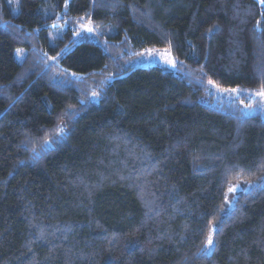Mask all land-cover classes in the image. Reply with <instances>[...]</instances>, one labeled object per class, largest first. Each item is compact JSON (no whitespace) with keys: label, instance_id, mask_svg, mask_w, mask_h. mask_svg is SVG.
<instances>
[{"label":"trees","instance_id":"obj_1","mask_svg":"<svg viewBox=\"0 0 264 264\" xmlns=\"http://www.w3.org/2000/svg\"><path fill=\"white\" fill-rule=\"evenodd\" d=\"M262 90V0H0V264H264Z\"/></svg>","mask_w":264,"mask_h":264},{"label":"rangeland","instance_id":"obj_2","mask_svg":"<svg viewBox=\"0 0 264 264\" xmlns=\"http://www.w3.org/2000/svg\"><path fill=\"white\" fill-rule=\"evenodd\" d=\"M66 29V26H62L56 31V35L61 36L62 32ZM82 34L87 32L86 27L80 28ZM106 35L109 34V30L107 28H99L96 29V34ZM75 37L80 35V31L76 30L73 34ZM95 36L94 34L92 35ZM50 38H54V34L50 36ZM153 65H159L165 70H174L176 63L175 60L168 49H160V50H147L142 54L136 56L132 60L127 63L128 67L137 68H147ZM258 92L246 91V93L242 94L241 92H228L227 95L233 99V101H237L240 96H245L252 103L251 104H243L242 100H240L241 108L244 110L246 114L257 113L264 118V96L257 95ZM253 104V105H252Z\"/></svg>","mask_w":264,"mask_h":264},{"label":"snow or ice","instance_id":"obj_3","mask_svg":"<svg viewBox=\"0 0 264 264\" xmlns=\"http://www.w3.org/2000/svg\"><path fill=\"white\" fill-rule=\"evenodd\" d=\"M262 2H264V0H262ZM258 23H259V22H258ZM88 31H92V29L89 28ZM210 31H211V29H210ZM209 83L211 84L212 81H209ZM232 91H236V89H232ZM257 95L264 96V90L258 92ZM230 191H231V189H230ZM212 243H213V241H212V237L209 236L208 239H207V245H206V247H207V246H210Z\"/></svg>","mask_w":264,"mask_h":264}]
</instances>
